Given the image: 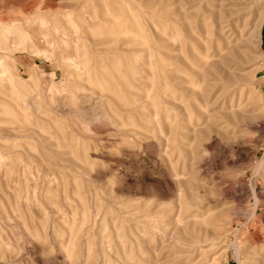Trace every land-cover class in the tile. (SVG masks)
Wrapping results in <instances>:
<instances>
[{
  "label": "rangeland",
  "instance_id": "rangeland-1",
  "mask_svg": "<svg viewBox=\"0 0 264 264\" xmlns=\"http://www.w3.org/2000/svg\"><path fill=\"white\" fill-rule=\"evenodd\" d=\"M0 264H264V0H0Z\"/></svg>",
  "mask_w": 264,
  "mask_h": 264
},
{
  "label": "bare ground",
  "instance_id": "bare-ground-1",
  "mask_svg": "<svg viewBox=\"0 0 264 264\" xmlns=\"http://www.w3.org/2000/svg\"><path fill=\"white\" fill-rule=\"evenodd\" d=\"M263 3V2H262ZM262 5V4H261ZM219 21V20H218ZM262 20L258 21V23L254 26L253 31L251 32L252 36H256L260 30L261 24H262Z\"/></svg>",
  "mask_w": 264,
  "mask_h": 264
}]
</instances>
